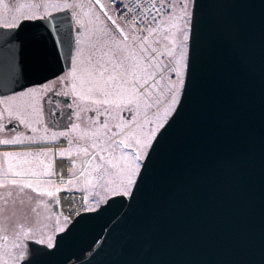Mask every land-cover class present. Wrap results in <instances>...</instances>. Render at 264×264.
Wrapping results in <instances>:
<instances>
[{"label":"water","instance_id":"obj_1","mask_svg":"<svg viewBox=\"0 0 264 264\" xmlns=\"http://www.w3.org/2000/svg\"><path fill=\"white\" fill-rule=\"evenodd\" d=\"M185 73L127 195L17 264H264V0H193ZM69 9L0 27V94L69 68Z\"/></svg>","mask_w":264,"mask_h":264},{"label":"rangeland","instance_id":"obj_2","mask_svg":"<svg viewBox=\"0 0 264 264\" xmlns=\"http://www.w3.org/2000/svg\"><path fill=\"white\" fill-rule=\"evenodd\" d=\"M94 1L0 0L1 26L14 24L21 18L43 17L69 8L73 24L79 28V32L75 33L77 47L71 67L67 73L61 74V78L71 81L70 85L79 95L86 96V100L99 102L109 99L110 103L113 102L112 113L116 116L113 121L117 124L121 122L119 111H125V105L136 95L142 97L146 116L150 114L136 127L130 128L131 123L126 122L119 126V132L123 128H130L121 133L127 149H120L113 141L106 151L85 159L81 171L100 174L98 179L85 183L91 189L85 191L82 199L84 209H94L109 195H124L129 191L139 167L138 161L176 105L185 71L192 2L170 0L171 14L160 19L148 30L146 37L141 38L134 36L127 27L121 28V33L113 32ZM97 3L112 16L102 0ZM75 90L73 93L76 94ZM103 131L100 134L96 131V134L102 135ZM104 134L107 136L102 135V138L106 140L117 132ZM96 162L100 168L94 166ZM79 184L77 181L75 185H69L72 188ZM91 190L96 191L95 195L92 196ZM23 200L26 202L29 199ZM6 202L4 199L0 204V264H17L20 256L23 259L30 253V241L39 243L43 240V245L52 244L54 234L63 230L69 222L66 213H52L49 204L40 197L35 201L38 204L33 210L20 209L13 201Z\"/></svg>","mask_w":264,"mask_h":264},{"label":"flooded vegetation","instance_id":"obj_3","mask_svg":"<svg viewBox=\"0 0 264 264\" xmlns=\"http://www.w3.org/2000/svg\"><path fill=\"white\" fill-rule=\"evenodd\" d=\"M70 83L59 75L17 93L0 95V141H20L0 143V204L5 199L18 204L20 209L33 210L38 204L35 201L40 197L49 204L52 213L63 214L65 210L61 199H69L76 193L83 199L85 191L91 189L85 183L99 178V172L81 171L85 159L106 151L113 141L120 149H127L121 133L136 127L150 115L146 116L142 97L136 95L125 105V111H119L121 122L117 124L113 121V117L116 119L112 113L113 102L110 103L109 99L99 102L86 100V96L79 95ZM125 122L131 123L130 128L119 132L120 125ZM102 130L111 135L116 131L117 134L103 140L102 135H107L96 134V131L99 133ZM5 152L12 155L5 156ZM98 162L94 166L100 168ZM13 180L17 183L12 184ZM77 181L80 184L71 188L70 185H75ZM27 183H31L32 188L26 187ZM47 192L53 195L50 197ZM95 193L91 190L92 196ZM23 198L29 200L25 202Z\"/></svg>","mask_w":264,"mask_h":264},{"label":"built area","instance_id":"obj_4","mask_svg":"<svg viewBox=\"0 0 264 264\" xmlns=\"http://www.w3.org/2000/svg\"><path fill=\"white\" fill-rule=\"evenodd\" d=\"M125 0H107L112 7L116 16L121 19L124 24L131 26L135 31L144 32L155 19L165 15L166 2L164 0H140L141 2L132 1L127 6H119L120 2Z\"/></svg>","mask_w":264,"mask_h":264},{"label":"bare ground","instance_id":"obj_5","mask_svg":"<svg viewBox=\"0 0 264 264\" xmlns=\"http://www.w3.org/2000/svg\"><path fill=\"white\" fill-rule=\"evenodd\" d=\"M125 1L126 2H124V3L121 1L119 3V6H122V7L127 6L129 4V2H131L130 0H125ZM132 1H136V0H132ZM137 2H141V1L137 0ZM80 201H82V200H81L79 193L73 194L72 197H69V199H63V200L61 199V203L63 205V208L65 210L64 212L66 213V215L72 217L78 210H80V208L78 207L79 206L78 204H80Z\"/></svg>","mask_w":264,"mask_h":264},{"label":"snow or ice","instance_id":"obj_6","mask_svg":"<svg viewBox=\"0 0 264 264\" xmlns=\"http://www.w3.org/2000/svg\"><path fill=\"white\" fill-rule=\"evenodd\" d=\"M97 2H98V0H97ZM21 7H24V5H21ZM30 18L31 17H25V19H30ZM16 26H17L16 24H5V27H9V28L16 27ZM61 135H64V134L61 133ZM0 143H4V144H14V143H20V141L19 140H15V139H13V140H3V141H0ZM121 143H123V141H121ZM124 146L125 147H128V145H126V144ZM4 155L5 156H9V155H12V153L5 152ZM129 182H130V177H129ZM11 183L12 184H16L17 181L13 180V181H11ZM25 186L28 187V188H32L31 183H27ZM33 190L34 191H37L36 189H33ZM57 191H59V189H57ZM47 195L51 197L53 195V193L52 192H47ZM4 239H7V237H4ZM39 243H44V241L41 240V241H39ZM48 247H52V245L49 243L48 244ZM5 264H6V262H5Z\"/></svg>","mask_w":264,"mask_h":264}]
</instances>
